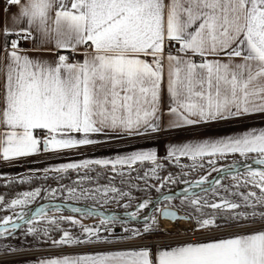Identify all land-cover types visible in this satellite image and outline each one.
Returning a JSON list of instances; mask_svg holds the SVG:
<instances>
[{"label": "snow or ice", "instance_id": "1", "mask_svg": "<svg viewBox=\"0 0 264 264\" xmlns=\"http://www.w3.org/2000/svg\"><path fill=\"white\" fill-rule=\"evenodd\" d=\"M16 6L15 28L5 27L14 39L0 55V160L13 162L42 153L60 154L83 146H104L125 137L152 136L165 130L187 131L214 123L264 119V0H5ZM32 40L38 50L51 49L55 60L45 59L20 47ZM178 46V47H177ZM81 55L82 60L72 59ZM199 57V60L196 59ZM167 93V110L163 94ZM241 157L232 165L216 168V161ZM189 157L212 166L225 175L235 173L233 185H221L208 175L191 182L214 199L193 192L182 203L192 209L178 216L169 206L171 195L143 215L142 228H123L116 236L111 224L115 216L104 217L99 227L88 226L73 216L47 217L49 205L37 207L28 219L27 206L42 191L35 188L6 201L0 195V209H21L16 219L25 221L27 237L38 233L53 246L109 245L137 240L161 228V218L195 222L196 231L213 232L242 223L264 221V128L245 127L239 132L202 136L183 144L170 145L165 159ZM215 158V159H213ZM156 149L134 150L114 158L83 159L63 163L49 172L75 170L78 183H92L93 166H103L111 179L95 190L81 187L80 195L112 199L129 197L114 186L116 177L124 184L137 163L150 161L158 182L147 187L160 191L178 183L171 174L161 177ZM255 165V166H254ZM203 167V164L200 165ZM243 169V171H241ZM39 171V170H30ZM127 171V175H126ZM148 173L140 176L145 179ZM108 179L107 176L104 177ZM32 179L22 177L21 182ZM100 179L96 174L95 180ZM187 183V182H186ZM208 187H203L205 184ZM217 185L225 190L220 195ZM241 189H244L241 191ZM57 189H51L55 195ZM75 194V188H68ZM187 192V189L184 190ZM107 202V201H106ZM138 202L132 220L152 205ZM131 201L124 207H131ZM57 211L59 205H54ZM93 208H73L91 215ZM103 217V213H100ZM47 219L49 228L39 229L34 221ZM61 223L79 227L80 235L62 229ZM123 223V222H122ZM12 225L9 232L7 225ZM108 226H105V225ZM13 216L0 219V236L13 235L20 228ZM113 232L112 239L107 233ZM51 232H59L53 239ZM16 252L18 249H11ZM36 264H264V226L251 232H236L223 238L185 241L158 246L155 253L143 246L94 251L78 255L41 259Z\"/></svg>", "mask_w": 264, "mask_h": 264}, {"label": "rangeland", "instance_id": "2", "mask_svg": "<svg viewBox=\"0 0 264 264\" xmlns=\"http://www.w3.org/2000/svg\"><path fill=\"white\" fill-rule=\"evenodd\" d=\"M215 159V158H213ZM241 157L238 156H229L226 159H219L216 161V168L225 167L226 164L240 160ZM160 163L164 165L163 168L158 170V175L161 177L167 176L169 174L172 175L174 179L179 181L175 184H166L160 191H157L156 188H153L152 194L148 192V185H157L159 187L157 180L151 173V168L153 167L152 162H143L139 165L135 166V171L131 172L130 178L124 184L120 183V177L117 176L116 180L113 182L114 186L121 188L122 191L129 192V197L120 199L117 197L116 199H112L114 194L109 193L107 196H102L100 193H97L96 198L93 199L91 196L85 198L84 196L80 195L81 187L84 189H92L98 185H104L109 182L111 179V173L107 170L103 169H95L89 172V175L94 177L92 183L84 181L82 184L78 183L79 176L83 174L84 170L78 174L76 171H69L67 173H48L47 178L44 177L43 173L38 172H31L26 171L25 169L19 167L16 164H9L5 161H0V195L5 197L6 201H10L13 198H16L19 193L25 191H31L37 187L46 189L47 191H42L41 195L36 198V200L27 206L28 211L32 209L35 205L44 203V202H54L60 200H68L74 203H79L88 206L89 208L95 207L96 212H100V210L106 211H119V212H126L131 213L136 211L135 205L144 200V199H151L159 194H163L166 192H171L174 189L179 187H185L187 192L171 195L173 199L171 201H164L159 206L164 207L165 205L169 206L170 208L176 209L179 213L183 216L191 212L192 209L188 207L186 203H182L183 197L185 195H191L193 192L201 195L207 196L209 199H214L215 197L212 196V193H204L200 187H196L191 182L198 180L203 175H208L211 173L209 179L216 176L218 173L217 171H213L212 166L204 161L197 160L193 161L191 158H179V160L169 159H161ZM203 164V167L200 165ZM243 171V169H241ZM145 173H148V177L145 179H139L140 176H144ZM96 174L99 176H107L108 179H104L101 181L95 180ZM126 171V175H127ZM235 173H230L224 178H222L221 185H233V176ZM32 176V179L26 182H21L22 177ZM187 182V183H186ZM190 184V185H189ZM188 185V186H187ZM209 185L203 186L208 187ZM68 188H75L76 193L72 194L67 191ZM51 189H57L55 195L51 193ZM217 190L220 195H225V190L223 187L217 185ZM244 189H241L243 191ZM144 191L143 194L139 193ZM107 201V202H106ZM131 201V207L125 208L124 205L128 204ZM157 203V202H156ZM149 208V207H148ZM145 209L142 210L141 217H138L136 220H115L113 224H111V228L114 230V234L116 236L125 235L126 233L123 232V228H142L143 220L142 216L151 214L153 211V206L150 208L149 211ZM73 208L71 207H61L59 211L53 210L46 212L47 217L53 216H73L77 220L82 221L83 224L88 226L99 227L101 224V218H94L93 216L86 215V214H79L72 211ZM99 209V210H97ZM21 213V209L17 207L14 211L9 209H0V219H2L6 215L13 216L14 220L16 219V215ZM126 218V217H122ZM123 222V223H122ZM34 224L39 229L49 228L50 225L47 219L37 218L34 221ZM195 222L188 223L184 220H180L179 222L174 221L173 223H169L168 221L161 218V228L154 232L151 235H146L143 238L137 240H130V241H141L144 239H151V238H161L169 235H173L178 233L181 230L187 229L190 232L196 231L194 228ZM246 224V223H245ZM61 228L71 231L74 235H80L79 227H73L68 223H61ZM105 226H108L107 224ZM28 225L27 223L21 224L20 228L14 231L13 235L0 236V247L5 249H34L37 248L39 245H52L51 242L48 240V237L43 236L42 232L38 233L37 236H24V232L26 231ZM9 232H12L13 229L7 228ZM189 229V230H188ZM59 232H51L50 236L53 239H59ZM109 239H112L113 232L107 233Z\"/></svg>", "mask_w": 264, "mask_h": 264}, {"label": "crops", "instance_id": "3", "mask_svg": "<svg viewBox=\"0 0 264 264\" xmlns=\"http://www.w3.org/2000/svg\"><path fill=\"white\" fill-rule=\"evenodd\" d=\"M167 2V0H166ZM18 14V8L16 6H9L5 3V0H2L0 4V55L3 54V49L10 44V42L14 39H17L15 34L5 35L3 33V29L5 27L15 28L13 24V17ZM20 47L33 55H39L41 52L45 59L55 60V52L51 49H40L34 47L32 40H21ZM78 60H82L83 57L81 55H77ZM164 104L162 106V111L166 112L167 110V93L163 94ZM170 119L167 115L164 116V123L162 127L165 128L159 134H154L152 136H139V137H125L120 140H114L108 145L104 146H83L77 149L66 150L60 154L54 153H42L40 155H35L26 159L7 162L9 164H16L19 167L25 169L26 171L30 170H39V171H31L43 173V169L45 168H55L63 163L69 162H79L83 159H107L114 158L116 154H125L134 150H148V149H156L157 154L161 159H165L167 157L168 148L170 145L183 144L189 140H196L201 138L202 136H216V135H224L230 134L232 132H239L245 127H255V128H264V119H261L259 116H253L244 121H232L229 123H214L204 127L192 128L187 131H168L167 129V120ZM180 158H189V157H180ZM169 159V158H168ZM3 161V160H0ZM150 162V161H145ZM140 163L138 162L137 165ZM136 166V165H135ZM95 169H105L103 166H93V170ZM83 170V169H82ZM75 171V170H70ZM51 173V172H49ZM245 224V223H242ZM261 229V228H258ZM257 229L245 230L240 232H251ZM236 233V232H234ZM229 234L215 236V238H223ZM201 238V239H209ZM201 239L193 240L199 241ZM182 243V242H178ZM178 243H171L165 245L158 246H169L175 245ZM74 246H88V245H74ZM158 246L149 247L152 252L155 253L157 251ZM50 247H64V246H53V245H39L34 249H22L16 252L30 251L40 248H50ZM140 247V246H139ZM126 248H138V247H125L118 249H126ZM107 250H115V249H107ZM94 251H104V250H84L80 252H70V253H59L54 255H46V256H32V255H24L19 257H11L7 259H0V264H36L38 260L61 257L64 255H78L83 253H92ZM11 251V249H5L0 247V255L16 253Z\"/></svg>", "mask_w": 264, "mask_h": 264}, {"label": "built area", "instance_id": "4", "mask_svg": "<svg viewBox=\"0 0 264 264\" xmlns=\"http://www.w3.org/2000/svg\"><path fill=\"white\" fill-rule=\"evenodd\" d=\"M2 0H0V4ZM178 47V46H177ZM74 60H78V56L75 55L72 57ZM199 60V57H196ZM264 226V221H257L256 223H246L241 224L239 226H231L225 227L222 230H216L213 232H205V231H193L190 232L185 230H181L178 233L173 235L161 237V238H151V239H144L141 241H120L117 243L109 244V245H88V246H64V247H50V248H40L30 251H23V252H16L11 254H4L0 255V259H7L11 257H19L24 255H32V256H46V255H54L59 253H70V252H80L84 250H107V249H118V248H125V247H153L158 245H165L171 243H178V242H185V241H193L201 238H208V237H215L220 235H225L234 232H240L245 230L251 229H258Z\"/></svg>", "mask_w": 264, "mask_h": 264}, {"label": "water", "instance_id": "5", "mask_svg": "<svg viewBox=\"0 0 264 264\" xmlns=\"http://www.w3.org/2000/svg\"><path fill=\"white\" fill-rule=\"evenodd\" d=\"M236 161H239V160H236ZM233 162L234 161H232V162H230V163H228V164H226V166H225V168L227 167V166H230V165H232L233 164ZM255 166V165H254ZM228 174H230V173H228ZM228 174H224V173H222V172H220V173H218L216 176H214L213 178H211L210 180H214V179H219V180H221L222 178H224L225 176H227ZM190 185V184H189ZM206 185H208L207 183L204 185V186H206ZM188 186V185H187ZM185 187L183 186H181V187H179V188H177V189H174V190H172L171 192H166V193H163V194H159V195H157V196H155V197H153L152 198V201H153V204L152 205H149V208H148V210L147 211H149L150 210V208L152 207V206H154L155 204H156V202L157 201H159V200H161L162 199V195H176V194H181V193H184L185 191V189H184ZM44 205H49V207H48V209H46V212H49V211H53V210H57L55 207H54V205H59L60 206V208L61 207H71V208H89L88 206H86V205H83V204H79V203H74V202H71V201H68V200H60V201H54V202H49V203H47V202H44V203H40V204H37V205H35L32 209H30L29 210V215H28V219H30L31 218V213L32 212H34L35 211V209L37 208V207H40V206H44ZM90 209V208H89ZM169 209L171 210V211H175L176 213H177V215L178 216H183L181 213H179L176 209H174V208H170L169 207ZM97 210H99V209H97ZM100 213H103V217L100 215ZM79 214H86V213H79ZM86 215H88V214H86ZM90 216H93L94 218H101V219H103L104 217H108V216H115L117 219L116 220H132L127 214H126V212H119V211H106V210H100V212H93ZM126 217V218H122V217ZM166 218V217H165ZM138 219V218H137ZM136 220V219H135ZM166 220L169 222V223H173L174 221H171L169 218H166ZM15 222L16 223H18V224H24L25 223V221H21V220H15ZM7 228H9V229H12V225L11 224H9V225H7Z\"/></svg>", "mask_w": 264, "mask_h": 264}, {"label": "trees", "instance_id": "6", "mask_svg": "<svg viewBox=\"0 0 264 264\" xmlns=\"http://www.w3.org/2000/svg\"><path fill=\"white\" fill-rule=\"evenodd\" d=\"M105 178L103 176H100V180L103 181ZM153 188L148 189V192L152 194ZM141 194L144 193V191L139 192Z\"/></svg>", "mask_w": 264, "mask_h": 264}, {"label": "bare ground", "instance_id": "7", "mask_svg": "<svg viewBox=\"0 0 264 264\" xmlns=\"http://www.w3.org/2000/svg\"><path fill=\"white\" fill-rule=\"evenodd\" d=\"M163 219H164V220H166V218H165V217H163ZM166 221H167V220H166Z\"/></svg>", "mask_w": 264, "mask_h": 264}]
</instances>
